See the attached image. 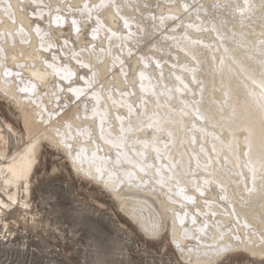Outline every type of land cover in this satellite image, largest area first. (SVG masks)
I'll return each mask as SVG.
<instances>
[{"label": "bare ground", "instance_id": "obj_1", "mask_svg": "<svg viewBox=\"0 0 264 264\" xmlns=\"http://www.w3.org/2000/svg\"><path fill=\"white\" fill-rule=\"evenodd\" d=\"M0 92L27 141L0 163L11 202L56 138L185 262L264 259V0H0Z\"/></svg>", "mask_w": 264, "mask_h": 264}, {"label": "rangeland", "instance_id": "obj_2", "mask_svg": "<svg viewBox=\"0 0 264 264\" xmlns=\"http://www.w3.org/2000/svg\"><path fill=\"white\" fill-rule=\"evenodd\" d=\"M0 134L4 163L27 141L18 109L1 92ZM29 177V191L20 183L15 203L0 191L8 206L0 212V264H189L171 240L169 223L158 236L146 235L111 192L76 172L65 153L46 140L40 141ZM217 264H264V259L239 253Z\"/></svg>", "mask_w": 264, "mask_h": 264}, {"label": "snow or ice", "instance_id": "obj_3", "mask_svg": "<svg viewBox=\"0 0 264 264\" xmlns=\"http://www.w3.org/2000/svg\"><path fill=\"white\" fill-rule=\"evenodd\" d=\"M100 6H105V5H100ZM84 7H85V9H89V12H91V9L89 8V5L87 3H85V6ZM92 7H98V6L97 5H92ZM55 22L58 23V24L61 23L62 22V18L59 17V16H57ZM72 23H73V26L75 27L76 26V21L73 20ZM124 27L125 28L128 27V22L127 21H125ZM76 30L79 31L78 28H76ZM37 33L39 34V30H37ZM113 35H115V33H113ZM45 50H47V49H45ZM4 75L5 76H10L11 75V72L5 70ZM63 78H67V77H63ZM31 90H33V91L35 90V85H33V87H32ZM20 91L21 92H28L30 90L28 88H22V89H20ZM69 91H71L72 94L77 97V99H79L82 95H84V92L81 89H69ZM51 142H52V145L56 149H58V150H62V149H66V148H69L70 147L63 140H58L56 138H52V141ZM35 146H36L35 143H30V145H29V153L30 154L32 152H34ZM221 198L223 199V197H221ZM6 208H7V205H5L3 203H0V212H3ZM154 231L155 230H153V232ZM221 251H223V249H221Z\"/></svg>", "mask_w": 264, "mask_h": 264}]
</instances>
